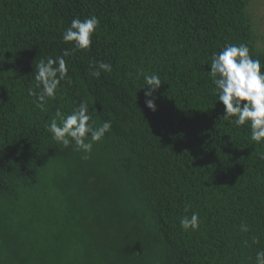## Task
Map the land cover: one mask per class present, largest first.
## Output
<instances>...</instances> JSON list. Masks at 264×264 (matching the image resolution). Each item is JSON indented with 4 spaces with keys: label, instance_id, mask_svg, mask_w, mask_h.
Listing matches in <instances>:
<instances>
[{
    "label": "trees",
    "instance_id": "16d2710c",
    "mask_svg": "<svg viewBox=\"0 0 264 264\" xmlns=\"http://www.w3.org/2000/svg\"><path fill=\"white\" fill-rule=\"evenodd\" d=\"M254 2L0 0V264H255L264 143L221 120L209 76L229 44L264 71ZM90 16L91 47L65 57L67 79L39 107L37 64L71 49L63 32ZM93 61L112 71L94 77ZM139 70L161 78L155 111ZM81 102L112 124L87 159L47 131ZM193 212L199 228L185 231Z\"/></svg>",
    "mask_w": 264,
    "mask_h": 264
},
{
    "label": "clouds",
    "instance_id": "9594fccd",
    "mask_svg": "<svg viewBox=\"0 0 264 264\" xmlns=\"http://www.w3.org/2000/svg\"><path fill=\"white\" fill-rule=\"evenodd\" d=\"M99 24L96 16L83 20L79 17L73 19L62 34L63 41L71 43L72 48L66 49L61 56L48 57L37 64L34 72L36 90H30L29 94L36 98L39 107L43 108L49 98H56L61 81L67 79L65 57L71 56L75 51L89 49ZM90 67L93 69L91 74L96 78L100 77L102 71H112V65L103 61H93ZM210 69L214 93L225 108L221 120L228 121L237 128L248 126L250 139L264 143V71L261 61L252 57L246 44H229L220 52L212 54ZM137 76H143L144 79L146 107L155 111L154 93L162 85L160 76L156 73L145 74L142 70L138 71ZM111 128V121L97 124L89 112V105L81 102L69 114L57 110L47 131L65 147L74 144L75 150L83 152V158L87 159L94 144L101 142ZM179 223L183 230L195 231L200 225L199 214L193 212L190 217L184 216ZM241 231L247 232L248 227L241 225ZM255 264H264V250L256 253Z\"/></svg>",
    "mask_w": 264,
    "mask_h": 264
},
{
    "label": "rangeland",
    "instance_id": "374dc122",
    "mask_svg": "<svg viewBox=\"0 0 264 264\" xmlns=\"http://www.w3.org/2000/svg\"><path fill=\"white\" fill-rule=\"evenodd\" d=\"M252 11L254 12L258 27L260 28L259 30L264 35V0H255ZM260 47L264 49V41L260 43Z\"/></svg>",
    "mask_w": 264,
    "mask_h": 264
}]
</instances>
